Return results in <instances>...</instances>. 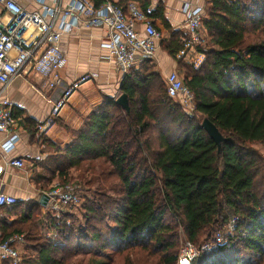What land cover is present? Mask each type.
Here are the masks:
<instances>
[{"label": "trees", "instance_id": "obj_1", "mask_svg": "<svg viewBox=\"0 0 264 264\" xmlns=\"http://www.w3.org/2000/svg\"><path fill=\"white\" fill-rule=\"evenodd\" d=\"M131 1L139 0L116 5ZM140 1L143 10L150 3ZM204 4L202 29L211 47L197 70L177 64L196 115L222 141L211 140L167 96L160 75L126 74L120 93L127 112L105 97L63 149L41 137L52 154L46 174L71 185L80 204L49 213L45 233L37 226V202L3 224L0 242L24 235L22 264H177L178 230L198 251L191 264H264V158L250 148L264 152V0ZM161 47L174 58L181 34ZM25 127L37 132L36 124ZM18 208L17 202L9 213ZM230 216L235 229L215 250L203 251ZM117 253L123 255L113 263Z\"/></svg>", "mask_w": 264, "mask_h": 264}, {"label": "built area", "instance_id": "obj_2", "mask_svg": "<svg viewBox=\"0 0 264 264\" xmlns=\"http://www.w3.org/2000/svg\"><path fill=\"white\" fill-rule=\"evenodd\" d=\"M0 9L9 17L6 23L0 22V134L8 136L1 146L6 153L18 141V136L13 133L17 120L13 115L12 103L3 99L2 93L15 79L30 73L46 80L49 90L60 88L62 80L59 72L66 64L65 55L59 47L62 35L72 32L81 24L86 27L104 26L108 32L104 45L107 59L115 66L122 79L136 61H152L157 51L158 32L148 16L152 9L144 12L134 2L121 8L110 0H102L98 7L91 0H67L66 5H61L58 1L48 3L47 0H39L38 9L29 12L14 0H0ZM182 12L189 37L182 41V48L175 58L197 70L204 61V55L196 49L200 44L199 30L202 27L203 9L185 3L182 5ZM139 23L144 26L143 37L137 31ZM94 76L86 75L78 83L88 81ZM78 83L64 88L51 117L57 115L59 108L73 94ZM165 83L167 96L186 114H191L195 110L194 96L184 80L173 72L167 75ZM51 122L49 118L38 130L44 131ZM7 164L17 169L24 168L23 161L19 159H13ZM1 172L0 166V174ZM42 195L48 198L45 208L56 214L64 209H74L80 204L78 194L69 184H55ZM16 203V198L0 193V208L11 207ZM235 225L234 218L226 225L225 235L216 233L212 242L204 245L203 251L211 252L220 246L225 237L235 229ZM24 244V236L21 234L11 235L0 242V262L19 264ZM197 256V249L184 240L180 244L177 264H191Z\"/></svg>", "mask_w": 264, "mask_h": 264}, {"label": "crops", "instance_id": "obj_3", "mask_svg": "<svg viewBox=\"0 0 264 264\" xmlns=\"http://www.w3.org/2000/svg\"><path fill=\"white\" fill-rule=\"evenodd\" d=\"M14 1L26 11L32 12L38 9L39 0ZM47 1L48 3L58 1L61 5L67 4V0ZM111 1L117 4L119 0ZM149 1V5L144 10L140 0L131 2L136 3L144 12L152 9L148 16L158 32L157 51L152 61H136L127 74L137 72L142 77L149 73H156L165 82L167 75L174 72L183 79V70L177 64L179 60L169 56L161 47V43L168 41L176 33L181 34V42L188 38L189 34L185 29L182 5L189 3L204 10V0ZM8 19V15L0 9V22L6 23ZM143 28L142 23L137 25V31L141 37L144 36ZM107 33L104 26L86 27L81 24L77 29L61 36L59 47L65 55L66 64L59 72L62 80L60 88L49 90L46 80L34 73L19 77L5 87L2 98L8 99L13 105V115L17 120V127L13 133L18 136V141L12 150L6 153L1 146L8 139V136L0 134V166L2 167L0 193L16 198L20 207L17 212L30 203L37 202L39 204L42 194L51 186L58 184L55 178L49 179V174H46L48 165H50L48 161H50L52 154L46 150L41 137L63 149L71 142L70 131L81 128L84 119L102 103L103 98H111L116 102V99L121 95V74L107 59V52L104 48ZM199 38L200 44L198 46L205 39L202 27L199 30ZM183 63L187 64L184 61ZM92 74L95 75L94 78L78 83L84 76ZM75 83H78L77 88L59 108L55 116L56 120L52 121L44 131H39L38 127L51 118L55 104L61 99L62 90ZM28 122L36 124L37 132L27 131L25 124ZM13 159L23 161L24 168L17 169L9 166L7 163ZM40 207L37 226L39 231L45 233L48 231L46 226L47 215L49 213L54 215V212L46 209L45 206L40 205ZM9 208H0V240L4 237L3 233L8 230V227L4 229L3 224L10 226L19 218L20 212L10 214ZM24 247L25 244L21 249L19 264L23 263ZM0 264L6 263L0 262Z\"/></svg>", "mask_w": 264, "mask_h": 264}, {"label": "rangeland", "instance_id": "obj_4", "mask_svg": "<svg viewBox=\"0 0 264 264\" xmlns=\"http://www.w3.org/2000/svg\"><path fill=\"white\" fill-rule=\"evenodd\" d=\"M209 47H211L210 46V43H209V40H208V38L206 37L205 39H204V41H203V43L201 44V45H199V46H197V51L198 52H200V53H202L203 55H204V52L209 48ZM187 65V64H186ZM187 66H189V65H187ZM182 77H183V80L185 79V72L183 71L182 72ZM185 83V82H184ZM64 90V89H63ZM62 90V91H63ZM186 114V113H185ZM188 117H190L191 119H193V120H195V121H198L200 124L202 123V121H203V118L202 117H200V116H198V115H196V112H195V110L191 113V114H186ZM56 120V117H51V121H55ZM59 125H60V123H59ZM176 131V129H172V132H175ZM250 148L253 150V151H255L258 155H262L261 157H263L264 158V152H263V150H262V148H261V146L260 145H257V144H253V145H250ZM75 209V208H74ZM73 211V209H64L63 211ZM230 218V221L232 220V219H234L235 217H233V216H230L229 217ZM236 219V218H235ZM229 221V222H230ZM226 226H224L223 228H221L219 231H216V232H214V235L216 234V233H221V234H223V235H225V233L227 232L226 231V228H225ZM22 235V234H21ZM178 239H179V245L181 244V242H183L184 240H185V237L183 236V232L181 231V230H178ZM23 248V247H22ZM122 255L123 254H120V253H117L116 254V256L114 257V259H113V263L115 262H119V260L121 259V257H122ZM77 259H80V258H77Z\"/></svg>", "mask_w": 264, "mask_h": 264}, {"label": "water", "instance_id": "obj_5", "mask_svg": "<svg viewBox=\"0 0 264 264\" xmlns=\"http://www.w3.org/2000/svg\"><path fill=\"white\" fill-rule=\"evenodd\" d=\"M116 104L120 106L123 110L126 112L128 111V105H127V98L124 94H121L116 99ZM201 128L208 134L211 140H213L216 144H219L222 141L221 135L218 132V130L213 126L207 119H204L201 123ZM47 196L42 195L39 204L42 206H45L47 203Z\"/></svg>", "mask_w": 264, "mask_h": 264}]
</instances>
